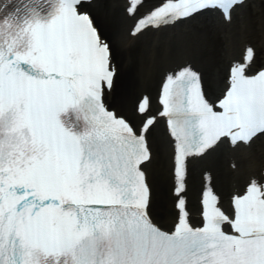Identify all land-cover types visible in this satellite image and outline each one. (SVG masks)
Returning <instances> with one entry per match:
<instances>
[{
    "label": "snow or ice",
    "instance_id": "6c2138e0",
    "mask_svg": "<svg viewBox=\"0 0 264 264\" xmlns=\"http://www.w3.org/2000/svg\"><path fill=\"white\" fill-rule=\"evenodd\" d=\"M144 0H128L136 17ZM264 3V0H260ZM245 0H160L130 35L216 15L230 25ZM84 0H0V264H264V174L249 175L225 209L202 170L201 226L190 222L189 163L227 142L264 137V67L229 68L211 101L191 64L166 75L152 111L105 104L117 69ZM166 120L176 223L152 218V137ZM233 170L237 164L233 163Z\"/></svg>",
    "mask_w": 264,
    "mask_h": 264
},
{
    "label": "bare ground",
    "instance_id": "6f19581e",
    "mask_svg": "<svg viewBox=\"0 0 264 264\" xmlns=\"http://www.w3.org/2000/svg\"><path fill=\"white\" fill-rule=\"evenodd\" d=\"M249 1L251 6L244 3L235 10L230 25L221 23L216 15H204L191 24L150 28L136 37L130 35L136 17L160 0H144L136 17H130L125 12L128 0L84 2L83 7L89 10L97 27L110 42L113 64L117 72L122 73L120 87L117 92L106 90L105 102L117 112L131 114L137 100L147 95L151 99L152 111L157 112L161 110L159 96L166 75L186 63L202 73L204 91L212 101L225 89L229 68L237 63L249 64L248 48L254 51L250 71L260 66L258 58L264 61V3ZM152 142L155 151L150 169L152 218L163 228L173 229L176 216L168 171L171 146L164 118H160L154 129ZM233 163L238 166L236 170L231 166ZM205 168L214 175V185L222 197L224 208L230 209L231 197L242 191L247 177L264 174V137L256 139L250 148L241 150H234L225 142L203 161H190L187 199L191 224L201 220V173Z\"/></svg>",
    "mask_w": 264,
    "mask_h": 264
},
{
    "label": "rangeland",
    "instance_id": "374dc122",
    "mask_svg": "<svg viewBox=\"0 0 264 264\" xmlns=\"http://www.w3.org/2000/svg\"><path fill=\"white\" fill-rule=\"evenodd\" d=\"M250 1L249 0H246L245 1V4H247V5H249V6H251L250 4L251 3H249ZM258 64L259 65H261V63H263L264 61L262 60V61H260L259 60V58H258ZM119 73V74H118ZM121 74V75H120ZM118 75V76H117ZM117 75H115V78H114V85H113V87L111 88V91L113 92V91H115V92H117V90H118V88L120 87V85H121V83H122V73L118 70V72H117ZM207 86V88H208V83L206 84V81H205V87Z\"/></svg>",
    "mask_w": 264,
    "mask_h": 264
}]
</instances>
